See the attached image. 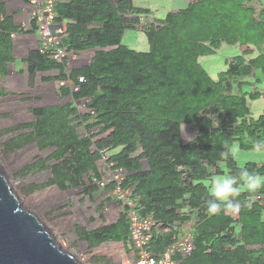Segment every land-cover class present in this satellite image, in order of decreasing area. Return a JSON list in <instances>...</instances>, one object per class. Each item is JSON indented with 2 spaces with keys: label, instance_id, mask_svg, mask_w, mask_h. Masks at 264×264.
<instances>
[{
  "label": "trees",
  "instance_id": "1",
  "mask_svg": "<svg viewBox=\"0 0 264 264\" xmlns=\"http://www.w3.org/2000/svg\"><path fill=\"white\" fill-rule=\"evenodd\" d=\"M4 3L0 0V77L14 64L11 34H35L33 23L25 31L15 25ZM53 12L54 22L65 26L61 46L89 59L67 70L65 59L56 61L38 47L22 59L30 85L37 73L55 72L41 80L57 82L58 97L67 98L32 108L33 121L9 129L25 131L4 143L7 153L28 143L48 151L21 171L49 172L45 183L30 185L28 192L79 188L91 200L99 189L118 185L156 225L192 221L193 248L174 256L176 264H264V185L249 192L241 179L245 169L264 176V163L238 166L233 154L227 160L220 155L234 143L242 149L264 144V108L254 116L246 102L264 101V91L249 80L257 70L264 74V6L254 7L250 0H188L156 17L133 0H56ZM128 29L143 33L146 50L122 43ZM221 44H237L242 51L226 58L225 69L212 78L199 57L214 54ZM254 49L258 53L251 57ZM183 125L194 130L187 141ZM110 150H116L107 157L111 172L121 176L100 187L96 162ZM225 171L242 190L232 198L234 206L222 204L219 213L209 214L207 201L214 197L205 181ZM116 203L121 207V200ZM125 208L112 222L75 227L77 238L90 249L114 242L129 250ZM174 235L173 229L154 231L148 248L157 254ZM93 260L107 262L101 256Z\"/></svg>",
  "mask_w": 264,
  "mask_h": 264
},
{
  "label": "rangeland",
  "instance_id": "2",
  "mask_svg": "<svg viewBox=\"0 0 264 264\" xmlns=\"http://www.w3.org/2000/svg\"><path fill=\"white\" fill-rule=\"evenodd\" d=\"M188 1V0H187ZM137 6L150 8L156 17H162L177 6H184L186 0H133ZM8 6L15 2L8 1ZM250 4L257 8L264 6V0H250ZM11 14V12H9ZM27 13L14 15V23L18 26H27ZM14 40L13 57L14 64H9L7 75L0 77V88L6 94L0 96V172L5 176L12 192L18 199L22 208L35 215L44 229L49 232L54 243L63 251L74 256L83 264H122L126 252L121 243H102L98 247L88 248L84 241L79 240L75 234V227L92 229L102 223H109L117 219L120 207L116 203L117 194L112 190L99 189L94 193V198L84 197L79 188L59 191L55 186L43 187L34 192H28V187L34 184L45 183L49 177L47 170H31L21 173L23 168L35 162L36 157H46L48 151H39L34 143L15 149L12 152L4 150V143L9 137L19 134L25 129L9 130L12 127L33 121L31 109L34 107L62 103L67 98H59L57 95V82L41 80V77L53 75L55 72L37 73L33 84L30 85L28 75L25 71L22 59L26 51L36 46L32 34H20L12 37ZM122 43L136 50H146L147 42L138 30L128 29L124 32ZM264 52V45L262 47ZM239 45L221 44L212 55L199 57V62L207 70L212 78L225 69V59L241 53ZM258 52L254 49L250 56L254 57ZM81 55V59L74 64L86 62L89 55ZM256 79V80H255ZM250 81H255V86L264 91V74L255 71ZM247 89V87H243ZM247 105L254 116L264 108L263 99L251 100L246 98ZM79 112H84L83 104L77 102ZM182 139L187 141L193 135V128L183 125L181 127ZM116 150L107 151L100 160L96 162L100 172L102 187L108 181L120 179L118 172H111V163L107 157ZM231 152L238 166L247 161L257 164L264 163V144L253 149H242L238 143L231 146ZM36 159V160H35ZM228 177L226 171L223 174H213L205 181L212 192L213 182ZM264 177V176H261ZM103 184V186H104ZM104 202L100 212H96V206ZM101 256L107 262L99 263L93 257Z\"/></svg>",
  "mask_w": 264,
  "mask_h": 264
},
{
  "label": "built area",
  "instance_id": "3",
  "mask_svg": "<svg viewBox=\"0 0 264 264\" xmlns=\"http://www.w3.org/2000/svg\"><path fill=\"white\" fill-rule=\"evenodd\" d=\"M30 7L27 14L26 25L21 26L22 31L30 29L33 23L36 33V47L42 52H49V56L56 61L65 59L66 69L69 70L72 65L80 60V56L75 53H69L61 46L62 38L65 33L63 23L57 24L54 22V5L56 0H24ZM14 37V34H11ZM78 81L81 78L78 77ZM66 81H60L63 85ZM77 87L73 88V91ZM121 176V171H116ZM117 180V179H115ZM103 185V182H101ZM117 194L116 201L121 200V209L124 204L125 216L128 223V238L130 243L129 250H125L126 255L122 264H176L174 256H185L190 253L193 248L191 233L189 226L192 221L186 225L172 227L156 225L149 215H141L137 212L135 204L128 200V190H121L119 186H115L112 190ZM175 231L173 242L163 248L157 254L153 253L149 248V243L154 231L168 233L171 230Z\"/></svg>",
  "mask_w": 264,
  "mask_h": 264
},
{
  "label": "water",
  "instance_id": "4",
  "mask_svg": "<svg viewBox=\"0 0 264 264\" xmlns=\"http://www.w3.org/2000/svg\"><path fill=\"white\" fill-rule=\"evenodd\" d=\"M0 264H83L55 244L39 219L21 207L1 172Z\"/></svg>",
  "mask_w": 264,
  "mask_h": 264
},
{
  "label": "clouds",
  "instance_id": "5",
  "mask_svg": "<svg viewBox=\"0 0 264 264\" xmlns=\"http://www.w3.org/2000/svg\"><path fill=\"white\" fill-rule=\"evenodd\" d=\"M230 154H232L230 150L220 153L224 160H227ZM241 179L243 180V188L249 192H255L257 189L261 188L262 185H264V177L251 174L246 169L241 173ZM235 184L236 180L233 177H226L222 180L218 179L213 182L212 196L214 199L207 201V210L209 214L219 213L222 204H226L229 207L234 206L232 198L238 196L242 190L241 188L235 187Z\"/></svg>",
  "mask_w": 264,
  "mask_h": 264
},
{
  "label": "crops",
  "instance_id": "6",
  "mask_svg": "<svg viewBox=\"0 0 264 264\" xmlns=\"http://www.w3.org/2000/svg\"><path fill=\"white\" fill-rule=\"evenodd\" d=\"M8 1H13V2H15V4L13 6H8V4H7ZM186 3H187V0H186L185 3H183L184 6L186 5ZM4 4H5L4 7H5L6 15L10 16L12 18L13 22H15L14 21V17H13L14 15H20L22 13H27L30 10L29 5L24 0H5ZM184 6H181V7H184ZM181 7L177 6V7L173 8V9H169V10L175 11V10L181 8ZM9 12H11V14H9ZM14 35H20V34H15L14 33ZM35 35H36V33L32 34V36H34V38L36 40V36ZM125 250H127V249H125Z\"/></svg>",
  "mask_w": 264,
  "mask_h": 264
}]
</instances>
